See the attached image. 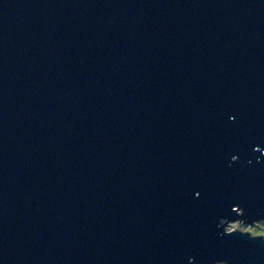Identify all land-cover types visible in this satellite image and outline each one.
<instances>
[{"label": "water", "instance_id": "1", "mask_svg": "<svg viewBox=\"0 0 264 264\" xmlns=\"http://www.w3.org/2000/svg\"><path fill=\"white\" fill-rule=\"evenodd\" d=\"M264 0H0V264H264Z\"/></svg>", "mask_w": 264, "mask_h": 264}, {"label": "rangeland", "instance_id": "2", "mask_svg": "<svg viewBox=\"0 0 264 264\" xmlns=\"http://www.w3.org/2000/svg\"><path fill=\"white\" fill-rule=\"evenodd\" d=\"M227 231H242V232H248L250 234H254L255 236H263L264 237V221L260 223H255L254 225H247L244 224L242 221L237 222H231L229 224V227ZM218 264H224V263H218Z\"/></svg>", "mask_w": 264, "mask_h": 264}]
</instances>
